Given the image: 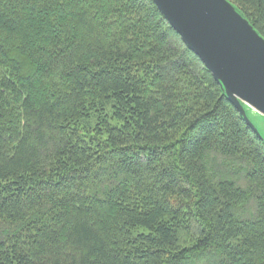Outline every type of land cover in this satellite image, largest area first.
Masks as SVG:
<instances>
[{"label": "trees", "instance_id": "obj_1", "mask_svg": "<svg viewBox=\"0 0 264 264\" xmlns=\"http://www.w3.org/2000/svg\"><path fill=\"white\" fill-rule=\"evenodd\" d=\"M0 264H264V137L152 0H0Z\"/></svg>", "mask_w": 264, "mask_h": 264}, {"label": "water", "instance_id": "obj_2", "mask_svg": "<svg viewBox=\"0 0 264 264\" xmlns=\"http://www.w3.org/2000/svg\"><path fill=\"white\" fill-rule=\"evenodd\" d=\"M246 124L264 118V37L229 0H152Z\"/></svg>", "mask_w": 264, "mask_h": 264}, {"label": "rangeland", "instance_id": "obj_3", "mask_svg": "<svg viewBox=\"0 0 264 264\" xmlns=\"http://www.w3.org/2000/svg\"><path fill=\"white\" fill-rule=\"evenodd\" d=\"M252 119L255 123V125L258 127V130L260 131V133L262 134V136L264 137V118L252 113Z\"/></svg>", "mask_w": 264, "mask_h": 264}]
</instances>
